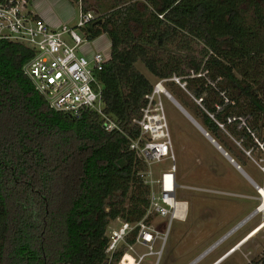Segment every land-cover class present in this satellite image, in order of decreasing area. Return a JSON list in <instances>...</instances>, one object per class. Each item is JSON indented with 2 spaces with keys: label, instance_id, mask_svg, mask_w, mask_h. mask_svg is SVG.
I'll return each mask as SVG.
<instances>
[{
  "label": "trees",
  "instance_id": "1",
  "mask_svg": "<svg viewBox=\"0 0 264 264\" xmlns=\"http://www.w3.org/2000/svg\"><path fill=\"white\" fill-rule=\"evenodd\" d=\"M146 1L143 9L114 8L82 27L87 40L109 39L111 58L97 74L103 111L127 134L137 133L131 121L153 89L135 65L140 61L158 79L175 75L184 83L169 79L170 94L232 158L222 129L206 123L218 122L246 150L258 148L263 74L239 63L236 42L248 38L249 55L264 49L254 30L258 23L264 29V0ZM240 4L254 7V27L240 23L249 12ZM33 55L27 45L0 41V264H105L110 222L135 223L146 214L145 164L129 149L128 136L107 131L95 110L51 108L23 73Z\"/></svg>",
  "mask_w": 264,
  "mask_h": 264
},
{
  "label": "rangeland",
  "instance_id": "2",
  "mask_svg": "<svg viewBox=\"0 0 264 264\" xmlns=\"http://www.w3.org/2000/svg\"><path fill=\"white\" fill-rule=\"evenodd\" d=\"M68 1L70 3V0ZM85 3L95 16H101L109 13L114 8L131 4L143 9L147 1L85 0ZM70 5L73 15L66 24L82 36L81 29L76 27L78 6L76 2L70 3ZM245 6V4H240V8H246L249 12L240 14V23L246 25V28L248 26L254 27L256 20H252L254 16L250 11H255V9L251 6L250 8ZM223 26L224 24L220 21V28L222 29ZM254 30L258 31L257 34L264 39V29L259 28V23ZM241 39L236 42L237 60L240 61L239 63L247 61V64H250L247 65V68L250 67L252 72L254 69L255 73L263 74L260 82L264 84V68L260 66L264 65V49H261L260 53L249 55L246 52L245 42L248 38L241 37ZM67 40L69 39L67 38ZM87 42L93 50H95L97 44H100L99 51L105 56L111 54L106 35H101L95 40H87ZM223 45L225 46L224 42ZM220 49L222 50V46ZM135 65L153 85L161 82L162 86L171 93L169 87L171 82H167L168 80L159 81L140 61L136 62ZM244 65L246 64L240 66L243 67ZM174 89L178 90L177 87H174ZM183 89L180 88L182 99L186 98V91H183ZM160 97L170 132L177 182L180 185L177 188L176 199L187 202V215L184 220L173 219L169 230H167L168 220L166 217L162 218L153 213L149 214L148 220L153 229L151 231L153 242L150 244L155 252L146 255L140 264H264V210L256 214L252 213L261 204L259 192L235 164L229 161L227 156L223 155L190 122L182 110L162 93ZM186 101H188L187 98ZM192 101L197 103L194 98ZM187 103L192 105L189 101ZM206 124L212 130L215 127L222 129V139L231 147L230 152L235 155V159L228 152L227 154L254 182L253 178L264 188V143H260L254 136V141L259 144L258 148L246 150L239 144L240 140L238 142V140L231 139L218 122ZM170 164V160L166 158L152 164L153 174L158 176L160 171L168 168ZM186 186H193L194 189ZM115 200L119 201L120 197H115ZM127 201L129 200L126 199L125 205H127ZM246 216H248L246 219L250 216L253 217L234 231L246 220L244 219ZM241 220L243 221L239 223ZM116 222V220L111 221L109 228L115 226ZM237 223L239 224L237 225ZM229 230H231L230 233L234 232L232 234L228 233L229 236L226 234L222 237ZM221 237V243L218 241L215 248L200 260H195L203 251L209 247L211 248V245ZM244 240L246 241L240 244ZM125 246L126 243H123L121 250ZM134 248L136 253L149 252L148 246L145 244L134 243ZM193 260L195 261L192 263Z\"/></svg>",
  "mask_w": 264,
  "mask_h": 264
},
{
  "label": "built area",
  "instance_id": "3",
  "mask_svg": "<svg viewBox=\"0 0 264 264\" xmlns=\"http://www.w3.org/2000/svg\"><path fill=\"white\" fill-rule=\"evenodd\" d=\"M76 4V27L82 32V27L96 16L92 10H84L82 0H77ZM0 41L19 42L34 50V55L23 66V73L51 108L74 114L82 109H93L100 115L107 131H118L128 136L129 149L145 164L140 176L149 187V202L145 216L139 221L130 223L117 218L116 225L109 228L108 243L104 250L105 264H127V255L133 258L132 264H140L146 255L155 252L150 244L153 242L152 225L145 218L152 213L166 217L169 230L173 219L184 220L187 215V202L176 199L180 185L177 182L175 157L160 97L161 93L165 97L170 93L163 86L166 95L161 92L157 85L162 84L158 82L153 85L151 92L145 94L140 116L131 121L137 129V133L132 136L103 111V85L97 74L111 55L105 56L101 51L86 53L89 43L83 32L81 36L66 23L51 27L31 9L29 0H0ZM169 79L184 86L175 75ZM165 158L171 164L155 176L151 165ZM186 187L194 189L193 186ZM136 227L138 231L135 242L130 243L127 238ZM123 243L126 246L121 250ZM134 243L147 245L149 252L136 253Z\"/></svg>",
  "mask_w": 264,
  "mask_h": 264
},
{
  "label": "crops",
  "instance_id": "4",
  "mask_svg": "<svg viewBox=\"0 0 264 264\" xmlns=\"http://www.w3.org/2000/svg\"><path fill=\"white\" fill-rule=\"evenodd\" d=\"M29 3H30L31 9L41 19L46 21L51 27H58L59 25L66 23L67 21L70 20L71 16L73 15V11H72L71 5L68 0H29ZM102 35H105V34H102ZM108 42H109V39H108ZM99 46L100 44H97L95 50H93L89 44V48H87L85 52L90 54L92 51H99L100 50ZM109 46H110V43H109ZM166 98H168L171 102L175 104V102L172 100V98L169 95ZM190 122L201 132V130L191 120ZM209 142L211 141L209 140ZM240 172L242 173L241 170Z\"/></svg>",
  "mask_w": 264,
  "mask_h": 264
},
{
  "label": "water",
  "instance_id": "5",
  "mask_svg": "<svg viewBox=\"0 0 264 264\" xmlns=\"http://www.w3.org/2000/svg\"><path fill=\"white\" fill-rule=\"evenodd\" d=\"M169 96L172 98V100L177 104V106L194 122V123H196L197 124V126L199 127V129L205 134V136L208 138V139H210V141L218 148V149H220L223 153H224V155L225 156H227V158L228 159H230V161L232 162V163H234L235 165H236V167L237 168H240V166L237 164V163H235L234 161H233V159L227 154V152L226 151H224V149L207 133V131H205V129L184 109V107H182V105L174 98V97H172V95L171 94H169ZM241 169V171H242V173L246 176V178H248V180L254 185V187H255V189L259 192V194H260V191H261V188L263 189V187L262 186H260V185H258L257 183H255L253 180H252V178L242 169V168H240ZM260 198V197H259ZM257 209L255 208L253 211H252V213H255V211H256ZM251 213V214H252ZM251 214H249V215H251ZM248 215V216H249ZM248 216H246L244 219H246ZM243 219V220H244ZM243 220H241L239 223H241ZM239 223H237V225L239 224ZM236 225V226H237ZM232 230V229H231ZM231 230H229L228 232H226L222 237H224L226 234H228V233H230V231ZM222 237L221 238H219L215 243H217L218 241H220V239H222ZM214 243V244H215ZM213 244V245H214ZM213 245H211V247L213 246ZM208 249H210V247L209 248H207L205 251H203L198 257H196V259L195 260H197L199 257H201ZM195 260H193L192 261V263L195 261ZM191 264V263H190Z\"/></svg>",
  "mask_w": 264,
  "mask_h": 264
},
{
  "label": "bare ground",
  "instance_id": "6",
  "mask_svg": "<svg viewBox=\"0 0 264 264\" xmlns=\"http://www.w3.org/2000/svg\"><path fill=\"white\" fill-rule=\"evenodd\" d=\"M157 87H158V89L161 91V92H163L165 95H166V92H165V90L163 89V87H162V85H160V84H158L157 85ZM176 104V103H175ZM177 105V104H176ZM181 110V109H180ZM183 112V111H182ZM184 113V112H183ZM185 114V113H184ZM186 115V114H185ZM187 116V115H186ZM188 117V116H187ZM189 118V117H188ZM190 119V118H189ZM191 120V119H190ZM192 121V120H191ZM193 122V121H192ZM194 123V122H193ZM196 126H197V124L196 123H194ZM198 127V126H197ZM199 128V127H198ZM202 132V131H201ZM203 133V132H202ZM204 134V133H203ZM205 135V134H204ZM210 140V139H209ZM217 148V147H216ZM218 149V148H217ZM223 155H224V153L220 150V149H218ZM229 161H230V159H229ZM236 166V165H235ZM239 170H241L240 168H238ZM260 197H261V204L257 207V210L255 211V214L257 213V212H260V211H262V210H264V188L262 189L261 188V191H260ZM254 214V215H255ZM253 215V216H254ZM253 216H250L248 219H246L243 223H241L235 230H237L240 226H242L245 222H247L250 218H252ZM234 230V231H235ZM233 231V232H234ZM233 232H231L230 234H232ZM230 234H228L227 236H229ZM226 236V237H227ZM247 240V239H246ZM246 240H244L243 242H241L240 244H242V243H244ZM223 241V240H222ZM219 243H221V241L219 242ZM239 244V245H240ZM218 245V243L216 244V245H214L213 247H211L207 252H205L201 257H199L196 261H198V260H200L202 257H204L208 252H210L213 248H215L216 246ZM127 258H128V263L127 264H132L133 263V258L131 257V256H129V255H127L126 256Z\"/></svg>",
  "mask_w": 264,
  "mask_h": 264
}]
</instances>
